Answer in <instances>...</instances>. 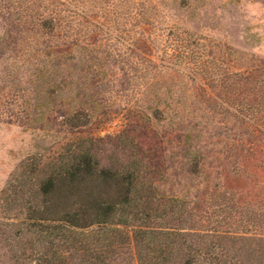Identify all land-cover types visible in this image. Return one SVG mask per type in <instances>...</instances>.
<instances>
[{
    "label": "trees",
    "instance_id": "obj_1",
    "mask_svg": "<svg viewBox=\"0 0 264 264\" xmlns=\"http://www.w3.org/2000/svg\"><path fill=\"white\" fill-rule=\"evenodd\" d=\"M167 40L168 69L200 77L207 106L236 122L216 178L195 153L190 181L168 189L159 107L104 136L72 112L71 133L21 159L0 190V264H264V63L208 65L202 37L182 28Z\"/></svg>",
    "mask_w": 264,
    "mask_h": 264
},
{
    "label": "rangeland",
    "instance_id": "obj_2",
    "mask_svg": "<svg viewBox=\"0 0 264 264\" xmlns=\"http://www.w3.org/2000/svg\"><path fill=\"white\" fill-rule=\"evenodd\" d=\"M177 28L202 37L208 65L264 63V0H0V190L21 159L71 133L64 121L80 109L81 129L104 136L130 110L159 107L168 189L190 181L195 153L216 178L236 122L207 106L200 77L162 61Z\"/></svg>",
    "mask_w": 264,
    "mask_h": 264
}]
</instances>
